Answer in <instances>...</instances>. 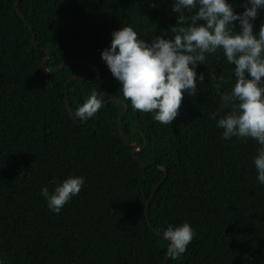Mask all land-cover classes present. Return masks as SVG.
I'll return each instance as SVG.
<instances>
[{
    "label": "trees",
    "instance_id": "16d2710c",
    "mask_svg": "<svg viewBox=\"0 0 264 264\" xmlns=\"http://www.w3.org/2000/svg\"><path fill=\"white\" fill-rule=\"evenodd\" d=\"M15 1L0 0V264H164L168 241L154 230L184 221L195 236L167 264H264V185L252 162L259 145L224 140L211 118L227 111L221 97L235 82L222 50L197 62L204 80L183 94L171 124L134 109L100 56L114 29L131 25L151 42L170 38L184 26L178 15L189 14L173 13L172 0H20L23 18ZM229 2L243 10V0ZM261 23L264 11L254 31ZM42 48L49 69L74 62L47 74ZM66 92L74 116L93 92L111 101L76 122ZM125 105L122 131L142 144L136 154L119 129ZM68 175L85 183L53 213L41 188L51 192Z\"/></svg>",
    "mask_w": 264,
    "mask_h": 264
},
{
    "label": "clouds",
    "instance_id": "9594fccd",
    "mask_svg": "<svg viewBox=\"0 0 264 264\" xmlns=\"http://www.w3.org/2000/svg\"><path fill=\"white\" fill-rule=\"evenodd\" d=\"M242 9L234 10L229 0H172L171 11H184L189 18L178 15L184 26L172 27L170 38L158 34L147 42L138 38L131 25H123L111 32L110 43L100 56L134 109L152 113L162 124H171L183 94L195 95L197 80H204L203 73L197 74V62L222 50L235 82L221 97L220 108L227 111L220 115L218 110L211 118L223 129L224 140L233 136L256 140L259 147L252 162L257 181L264 185V23L256 31L253 28L259 12L264 11V0H243ZM101 105L93 92L78 105L75 116L86 120ZM84 183V176L68 175L55 183L51 192L42 187L40 194L48 209L59 213ZM163 236L168 241L167 254L175 258L186 251L195 230L184 221L169 224Z\"/></svg>",
    "mask_w": 264,
    "mask_h": 264
},
{
    "label": "water",
    "instance_id": "95a60500",
    "mask_svg": "<svg viewBox=\"0 0 264 264\" xmlns=\"http://www.w3.org/2000/svg\"><path fill=\"white\" fill-rule=\"evenodd\" d=\"M19 1H20V0H16V1H15L14 7H15V9L18 11L19 15H20L21 17L24 18L23 14L20 12V10H19V8H18V2H19ZM29 27H30V29H31L32 32H33V28H32L30 25H29ZM33 40H34V44H35V46H38V44H37V38H36V35H35L34 32H33ZM42 49H43L44 51L47 52V55L43 58V62H42L43 69H44V71H45L47 74H49V73H57V72L61 71V70L64 68V66H65L66 64H69V63L74 62V61H65V62H63L60 66H58L57 68L49 69V68H48V60H49V57H50V55H51V51H50L49 49H47V48H42ZM96 70H97V69H96ZM97 73H98V76H99L100 73L98 72V70H97ZM77 77H80V76H79V75L72 76V77L69 78V80H71V79H73V78H77ZM65 85H67V83H66ZM110 101H111V100L102 101V104H105V103L110 102ZM66 104H67V108H68L70 114H71L72 117L75 119V121L78 122V120L75 118V116H74V114H73V111L71 110V105H70V102H69V98H68V94H67V92H66ZM126 110H127V106L125 105V108H124L123 112L121 113V115H120V117H119V129H120V132H121V134L123 135V137H124V139H125L127 145L134 147L133 154H136L137 152H139V151L142 150V147H143V146H142V144H140V143H133V142L129 141V139L126 137V135H125L124 132L122 131V116H123V114L126 112ZM90 118H91V117H89L88 119H90ZM145 143H146V139H145ZM141 165H142L143 167H146V164L141 163ZM159 167H160L162 170H164L165 174L167 175V169H166L165 167H163V166H159ZM157 188H158V185L156 186V188H155V189L153 190V192L151 193L150 198H149V200L147 201L146 206H145V214H146V218H147L148 221H149V217H148L149 206H150L151 200H152V198H153V196H154V194H155ZM149 222H150V221H149ZM153 230H154V229H153ZM154 231L157 232L160 236H162V237L164 238V236H163V234H162L161 232H158V231H156V230H154ZM168 258H169V255L166 254L164 264H167Z\"/></svg>",
    "mask_w": 264,
    "mask_h": 264
}]
</instances>
